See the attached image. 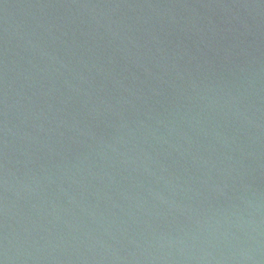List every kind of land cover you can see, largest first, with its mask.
Returning a JSON list of instances; mask_svg holds the SVG:
<instances>
[{"label": "water", "instance_id": "1", "mask_svg": "<svg viewBox=\"0 0 264 264\" xmlns=\"http://www.w3.org/2000/svg\"><path fill=\"white\" fill-rule=\"evenodd\" d=\"M0 264H264V0H0Z\"/></svg>", "mask_w": 264, "mask_h": 264}]
</instances>
